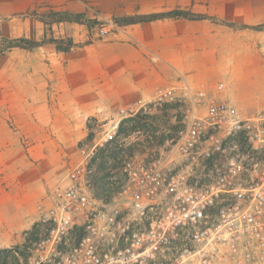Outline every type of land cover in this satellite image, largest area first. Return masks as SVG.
Segmentation results:
<instances>
[{"label": "built area", "instance_id": "2783aa9c", "mask_svg": "<svg viewBox=\"0 0 264 264\" xmlns=\"http://www.w3.org/2000/svg\"><path fill=\"white\" fill-rule=\"evenodd\" d=\"M165 104L183 110L170 156L124 159L98 198L86 155L47 193L28 264H264V117L183 82L120 114Z\"/></svg>", "mask_w": 264, "mask_h": 264}, {"label": "crops", "instance_id": "0c3cea01", "mask_svg": "<svg viewBox=\"0 0 264 264\" xmlns=\"http://www.w3.org/2000/svg\"><path fill=\"white\" fill-rule=\"evenodd\" d=\"M12 3L22 12L48 8L84 13L88 18L96 17L93 11L122 17L174 9L213 17L210 10H198L195 0H0V16L14 9ZM212 22L156 20L122 26L114 37L84 44H79L84 41L74 33L75 45L68 52L47 50L44 45L12 49L19 50L17 65L13 57L0 60V84L9 106L24 109L9 119L0 118V125L14 127L10 130L22 138L20 151L37 157L30 161L34 173L25 177L26 182L19 178L13 194L3 191L4 200L18 209L32 210L31 205L41 201L46 188L61 175L64 157L87 136L92 119L104 122L109 138L122 119L117 120L120 111L151 102L159 88L183 82L214 90L220 81H231L234 73L230 71L240 67L229 56L226 28ZM238 50L237 64L241 65L243 53L240 70H247L243 79L264 85L263 49ZM5 247L0 245V249Z\"/></svg>", "mask_w": 264, "mask_h": 264}, {"label": "rangeland", "instance_id": "374dc122", "mask_svg": "<svg viewBox=\"0 0 264 264\" xmlns=\"http://www.w3.org/2000/svg\"><path fill=\"white\" fill-rule=\"evenodd\" d=\"M195 3L198 10L203 12H209L210 10L213 17L219 19V21L212 23L226 28V33L229 36L228 43L230 42L228 44L229 56L230 58L233 57L236 68H242L243 62V53H241L240 61H238L241 65L237 64V60H239L238 47L241 51L246 50L247 52L263 49L262 53H264V0H195ZM17 6V3H12V8L14 9L10 13L0 16V50H4L5 38L25 37L30 40L43 41V45L47 50H57L58 46H65L70 40L73 41L72 35L74 33H78V38L84 41L79 44H84L93 40L97 41L102 37H114L115 33L122 27L115 23V18L120 16H102L99 11H93L96 17L92 19H96L99 24L92 26V28L72 22L48 25L42 22L40 16L48 18L50 9L43 8L31 12H22L15 9ZM38 35L39 38L37 39L36 36ZM221 36L219 34V38H222ZM52 38L62 40V43H53L51 42ZM18 53L19 50L7 51L5 55L0 56V60L1 62L11 60L13 57V64L17 65ZM240 68L230 71L234 73L231 81L227 83L220 81L214 90L206 88L208 97L232 103L242 118L264 117V85L246 82L242 74L247 70H243L242 73ZM4 89L2 84H0V118L9 119L12 115L17 114L16 111L20 110L21 113L24 108L9 106V100ZM174 106L176 108L173 107L170 110L171 117L169 119L162 115L161 106L155 107L152 105L148 112L155 118L151 120L148 126L150 132L147 134H144V132L135 133L128 139L119 142L121 149L124 148L125 150L120 155L121 163L127 158L126 149L130 144H135L136 142H143L149 146L144 153L135 151L133 158L138 162L165 161L170 156V151L172 150L170 140H172V137L177 139L179 132L184 128L183 110L179 104ZM120 118L121 114L117 117V120ZM103 124L104 122H99L98 118L92 119L86 129L87 136L79 141L72 154L64 157L65 167L61 175L57 176L59 178L46 188L43 196L45 199L42 197L41 201L31 205L33 208L30 211L26 208L18 209L13 202L4 200L3 191L5 193L12 192L11 194H13L15 189L18 188L15 183H18V179L21 177V182H26L25 177L29 176V173H34L30 167V161L35 160L34 158L37 156H31L29 153L26 154L20 151L19 146L22 144V138L19 140V136L16 135L17 131L10 130L14 127L8 128V126L4 125L3 127V125H0V245L8 246L3 249L15 250L6 262V254L1 253L0 264H28L33 245L41 232V226L38 225V222L41 218L42 206L46 201L47 193L66 177L70 169L82 162L86 155H89L88 159L91 160L94 169L93 176L95 180H93L96 197L102 198L103 193L108 190L106 185L108 184V178L113 174H119L121 165L111 169L112 162L106 163L111 175L106 178L104 187L102 185V146L107 140H111V137H106L107 133L104 132L106 128L103 127ZM174 126H176V129L178 128L177 132H174ZM161 138H163L162 142ZM240 141L242 142V148L247 147L242 138ZM9 146L10 148L7 149ZM83 149H85L86 154L83 153ZM8 150L9 152H7ZM262 156H264V152ZM209 163L213 165L212 162ZM212 170L213 168L210 167L205 170L200 168L198 172L199 180L206 182L208 180L207 175ZM97 182H99V187L95 186ZM16 251L18 254L15 253Z\"/></svg>", "mask_w": 264, "mask_h": 264}, {"label": "trees", "instance_id": "16d2710c", "mask_svg": "<svg viewBox=\"0 0 264 264\" xmlns=\"http://www.w3.org/2000/svg\"><path fill=\"white\" fill-rule=\"evenodd\" d=\"M48 16H47L48 18H46L45 16H40L42 22L48 25L49 24L52 25L55 23L72 22V23L87 25L88 27L92 28V26L99 24V22L96 19L88 18L84 13H70V12H60V11L51 10ZM179 18L188 19V20H211L213 22L219 21V19L216 17H210L204 14H196L191 12L190 10L174 9L166 12L135 14V15H126L122 17H117L115 18V23H117L119 26H127V25L148 23L162 19H179ZM47 19H49V21H47ZM5 41L6 44L4 50H0V56L4 55L7 51H10L15 48L34 49L36 47L42 46L44 43L43 41L40 42L36 40H30L25 37L11 38V39L5 38ZM51 42L59 44L62 43V40H57L55 38H52ZM74 45L75 43L72 40H70L67 45L60 47L58 46L57 50L61 52H68L74 47ZM174 105L176 104L163 105L160 108L162 115L170 119L171 117L170 110L173 107L176 108V106ZM151 107L152 105L149 106V108ZM153 118H155V116H151L149 112L144 113L143 111H141L135 117L122 119L119 122V125L116 129V133L114 134L112 139L106 142L105 144H103L102 146V183L103 184L102 185H104V187L106 183V178H108V176L111 175V172L108 171V168L106 167V163H108L109 161L112 162L111 169H115L121 165L120 155L121 152L125 150L124 148L121 149L122 147L119 146L120 145L119 142L121 140L128 139L130 136H132V134L135 133H141V132H144V134L149 133L150 130L148 126ZM173 129H175L174 132L178 131V128L176 129V126H174ZM161 139L162 142L163 138ZM172 139L175 138L172 137ZM147 145L148 144L143 142H136L135 144H130V146L126 149L127 158L128 159L133 158V154L135 153V151L144 153L145 150L149 148V146ZM95 186L99 187V182H97ZM12 252H14V249L0 250V254L1 253L6 254L5 262L7 261L8 257L11 256Z\"/></svg>", "mask_w": 264, "mask_h": 264}]
</instances>
